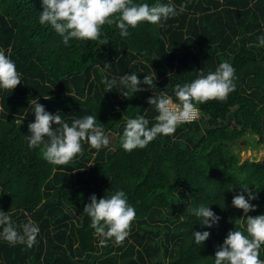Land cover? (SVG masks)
<instances>
[{
    "label": "trees",
    "instance_id": "1",
    "mask_svg": "<svg viewBox=\"0 0 264 264\" xmlns=\"http://www.w3.org/2000/svg\"><path fill=\"white\" fill-rule=\"evenodd\" d=\"M172 2L185 10L161 26L141 22L121 37L114 24L104 25L99 40L66 46L39 23L41 0H0V48L11 50L23 79L12 92L0 90V209L10 210L17 224L31 217L40 228L30 248L0 241V264H214L227 233L246 232L243 210L232 206L241 187L257 195V210L248 215L264 213V159L242 161L235 153L247 136L253 137L248 147L264 149V47L257 40L264 35V0ZM224 61L236 70L235 91L226 99L198 104V120L143 149L121 147L127 118L144 115L149 126L155 123L158 113L147 101L156 91L175 99L176 85ZM130 71L141 80L154 71L156 91L134 94L117 86L107 92L105 75L118 80ZM33 98L69 124L97 115L110 145L97 151L85 142L69 164L48 163L39 147L28 145L34 115L27 112L17 124ZM117 190L126 192L137 215L129 237L100 246L84 206L93 193L99 200ZM201 203L221 217L211 229L192 214ZM192 231L210 237L199 247Z\"/></svg>",
    "mask_w": 264,
    "mask_h": 264
},
{
    "label": "clouds",
    "instance_id": "2",
    "mask_svg": "<svg viewBox=\"0 0 264 264\" xmlns=\"http://www.w3.org/2000/svg\"><path fill=\"white\" fill-rule=\"evenodd\" d=\"M41 7L43 10L39 11V23L51 26L66 46H70L73 39L99 40L104 25L114 24L119 29V35L127 37L130 35V27L135 28L141 22L161 26L163 21L178 16L185 10L184 5L177 9L172 0L167 3L156 0L151 4L147 0H41ZM257 40L258 46L264 47V35L258 36ZM10 52V49L0 48V90L12 92L23 79ZM98 67L100 68L99 65ZM110 67L111 64L105 63L100 69L107 73ZM235 71L233 65L227 61L221 62L214 71L207 74L203 70L199 71L191 82L175 86V99L166 91H156L154 71L151 75L144 74L142 80L138 79V72L131 71L120 76L118 80L105 75L102 83L107 92L117 86L128 88L134 94L147 88L156 91V95L149 97L147 101L155 106L158 113L154 118L155 123L149 126L150 122L144 115L127 118L120 136L121 147L131 152L137 148H145L160 135H172L178 126L198 117V104L210 100L222 101L235 91ZM122 95L127 96V93ZM29 111L34 115V121L27 125L30 133L26 135L28 145L30 148L39 147L43 159L52 165L69 164L82 153L85 142L97 151L110 145L109 134L97 123V115L74 118L69 124L59 112L50 113L39 103V98H33L29 109L17 119L19 126L24 123ZM56 170L54 167L53 172ZM256 199V193L250 191L248 186L241 187V191L233 196L232 206L242 209V218H246V232L235 228L230 230L223 243L217 247L214 264H264V259L260 258V249L264 246V213L248 215L249 212L257 210V205L252 203ZM83 211L91 218L94 233L101 237L100 246H106L109 239L121 243L129 237L132 222L137 215L123 190H117L110 196L104 195L99 200L93 193ZM191 211L198 218V223L207 229L218 225L221 219L205 203ZM39 232L38 223L31 217L17 224L12 219L10 210L5 212L0 209V241L12 246L21 244L30 248L37 243ZM192 236L194 243L200 247L209 239L210 231H192Z\"/></svg>",
    "mask_w": 264,
    "mask_h": 264
},
{
    "label": "rangeland",
    "instance_id": "3",
    "mask_svg": "<svg viewBox=\"0 0 264 264\" xmlns=\"http://www.w3.org/2000/svg\"><path fill=\"white\" fill-rule=\"evenodd\" d=\"M198 120V119H197ZM252 142L253 141V137L252 136H247L246 138L240 140V144H237L235 146V153H239L241 155L242 161L245 160H253V159H257L258 161L263 160L264 159V149L258 151L259 154H256L257 150H254L251 147H248V141Z\"/></svg>",
    "mask_w": 264,
    "mask_h": 264
},
{
    "label": "built area",
    "instance_id": "4",
    "mask_svg": "<svg viewBox=\"0 0 264 264\" xmlns=\"http://www.w3.org/2000/svg\"><path fill=\"white\" fill-rule=\"evenodd\" d=\"M201 114H202V113H201V111H200L198 117H197L196 119H194L193 121L188 122V123H192V122L196 121L197 119H199V117L201 116Z\"/></svg>",
    "mask_w": 264,
    "mask_h": 264
},
{
    "label": "water",
    "instance_id": "5",
    "mask_svg": "<svg viewBox=\"0 0 264 264\" xmlns=\"http://www.w3.org/2000/svg\"><path fill=\"white\" fill-rule=\"evenodd\" d=\"M256 154H259V152H258V151H256Z\"/></svg>",
    "mask_w": 264,
    "mask_h": 264
}]
</instances>
